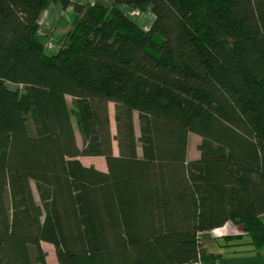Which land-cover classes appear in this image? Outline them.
Segmentation results:
<instances>
[{
    "label": "trees",
    "instance_id": "16d2710c",
    "mask_svg": "<svg viewBox=\"0 0 264 264\" xmlns=\"http://www.w3.org/2000/svg\"><path fill=\"white\" fill-rule=\"evenodd\" d=\"M49 2L75 14L53 56L36 36ZM93 157L105 172L77 160ZM226 224L243 234L200 243ZM42 243L56 264L264 248V0H0V264H45Z\"/></svg>",
    "mask_w": 264,
    "mask_h": 264
},
{
    "label": "crops",
    "instance_id": "0c3cea01",
    "mask_svg": "<svg viewBox=\"0 0 264 264\" xmlns=\"http://www.w3.org/2000/svg\"><path fill=\"white\" fill-rule=\"evenodd\" d=\"M72 3L74 4H78L80 6H91L94 4L95 0H70ZM119 10L121 13H123L126 17H128L130 19L131 14L134 13H140L137 11H134L132 9H129L127 7L124 6H120ZM125 13H124V12ZM145 13H149V12H145ZM143 13V14H145ZM39 19H38V31H37V40L38 42L42 45L43 47V52L47 55V56H53L57 53V51L59 49L55 48L54 46L52 47V50H47L46 47V43L47 41H52V43L54 44H60L64 39L65 35L69 32L70 30V26L72 25V22L75 18V14L74 11L72 9V7H67L66 9H62L60 7V4L58 3H52L49 2L46 6V8L43 10V12L41 13V15H39ZM153 18V16H152ZM46 42V43H45ZM54 49V50H53ZM114 155H116L113 152ZM84 159V158H82ZM89 159V158H86ZM92 160L94 159H98L99 161H101L99 157H93L90 158ZM77 160H79L81 162L82 165L89 167V166H93L92 163H84L81 158H78ZM103 163L104 160L102 159ZM98 169V171H102L105 172V165L102 168H96ZM227 225L223 226V228L221 229H217L216 231H223L222 229H224ZM213 232V231H212ZM206 234V233H204ZM203 235V234H202ZM238 234H225L224 236H237ZM222 236V237H224ZM239 236V235H238ZM221 237V236H220ZM217 237V238H220ZM216 238V239H217ZM213 243L214 241L209 242L207 245H205V247H207L209 249V251L214 252L215 254L217 253V251H215L214 247H213ZM210 264H264V248H261V250L258 251V253L256 254H241V255H234V256H223V257H219L218 259H216V261H214L213 263Z\"/></svg>",
    "mask_w": 264,
    "mask_h": 264
},
{
    "label": "rangeland",
    "instance_id": "374dc122",
    "mask_svg": "<svg viewBox=\"0 0 264 264\" xmlns=\"http://www.w3.org/2000/svg\"><path fill=\"white\" fill-rule=\"evenodd\" d=\"M129 16H130V20L132 21V24L133 23L136 24L142 31H147L149 26L151 25V22L153 21L152 15L150 13L143 14L140 12V13L131 14ZM61 43L57 45V44L52 43V41H47L46 46H48V44H52V46H54L55 48L60 49ZM65 100H66L68 108L70 109L71 108V104H70L71 101L69 100V97H66ZM113 108H114L113 104H109L108 109H107L109 111V124H110V132H111L110 134H112V136L115 135L114 134L115 133V126H114V122H112L113 121V114H114ZM136 120H137L136 115H134L133 121H134L135 133L138 134L137 133L138 123ZM71 121H72L71 124L73 125V129H74V134H75L74 136H75L77 148H80V146L82 145V141H81L80 136H78V132L76 130V127L74 124L75 121H74L73 117L71 118ZM199 141H201V139L198 136L193 135V134L188 135L187 142H186L187 143V152H186V160L187 161L195 160L198 158L199 155H198V151H197V146L199 145ZM112 148H113V152L117 155V146H116L115 142L113 143ZM137 153L140 156L139 146H138ZM81 160L86 164L89 162L92 163V165H94L95 168H101V166L103 168L105 165V163H103L102 159H100L101 161H99L98 159L92 160V159H86V158L82 159L81 158ZM105 169H106V167H105ZM30 186H31L32 191H33V195H34L33 198H35V200L38 201L36 198L37 195L35 193L34 186H32V184H30ZM222 230L223 231L219 230V231H216L215 233L209 232V233L201 235L200 239H199L200 243L203 246H205L209 242L214 241L215 238L220 237V236L222 237L225 234L226 235L230 234V233L238 234V235L243 234L241 226H234L232 224L227 225ZM40 246H41L42 251L45 254V264H56V260L54 258L55 255H54L53 247L50 246L49 244H45V243H42Z\"/></svg>",
    "mask_w": 264,
    "mask_h": 264
},
{
    "label": "built area",
    "instance_id": "2783aa9c",
    "mask_svg": "<svg viewBox=\"0 0 264 264\" xmlns=\"http://www.w3.org/2000/svg\"><path fill=\"white\" fill-rule=\"evenodd\" d=\"M52 47H53L52 44H48V46H46V49L47 50H52ZM215 232H216V230L213 231V233H215Z\"/></svg>",
    "mask_w": 264,
    "mask_h": 264
}]
</instances>
